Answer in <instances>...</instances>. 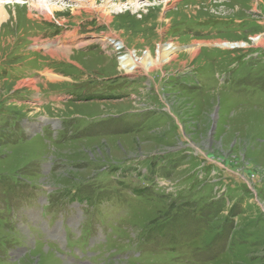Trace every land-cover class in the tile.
<instances>
[{
	"label": "rangeland",
	"instance_id": "1",
	"mask_svg": "<svg viewBox=\"0 0 264 264\" xmlns=\"http://www.w3.org/2000/svg\"><path fill=\"white\" fill-rule=\"evenodd\" d=\"M0 9V264H264V0Z\"/></svg>",
	"mask_w": 264,
	"mask_h": 264
},
{
	"label": "trees",
	"instance_id": "2",
	"mask_svg": "<svg viewBox=\"0 0 264 264\" xmlns=\"http://www.w3.org/2000/svg\"><path fill=\"white\" fill-rule=\"evenodd\" d=\"M214 57V56H213ZM181 84H184V86H187L186 85V82H182ZM193 84V83H192ZM156 172H158V174H159V169L156 167L155 169H154V176H155V174H156ZM88 196L90 197V194H88ZM76 198H77V196H75ZM182 197V195L181 194H178V195H176L175 197H174V201H176V203H177V201L179 202V206L181 207L182 205H184V206H186V207H188L187 205H190L189 204V200H187V199H180ZM82 201L81 202H86V204H88V206H89V198L86 196L84 199L82 198L81 199ZM187 200V201H186ZM73 201H77V199H74ZM188 209H193V210H195V209H198V207H197V205L196 204H194L193 205V207H188ZM177 211H180L179 209L177 210ZM199 211V210H198ZM168 218V217H167ZM165 219V218H164ZM164 219H162V221L164 220ZM183 221L184 222H186L187 224H184L183 222H181V224H180V226L178 227V229L179 230H190V228H189V224L190 225H192V220H190L189 221V218H187V216L186 217H183ZM167 227H168V224H166V223H162L159 227H155V228H153V230H151V231H153L154 232V234H155V238H150V239H148V240H146V242H152V243H155L156 242V245L158 246V247H161L158 243L159 242H163L161 239L158 241L157 240V238L158 237H160V236H162L164 233H166V231H171V230H167ZM167 236H168V240L170 239V235L169 234H167ZM186 235H184V236H182V237H180V242H179V244L180 243H182V242H184L185 241V237ZM226 240H227V238H226V236L225 237H220L219 239H218V243H222V245H224L225 244V242H226ZM164 243H167V241H165ZM147 245V244H146Z\"/></svg>",
	"mask_w": 264,
	"mask_h": 264
},
{
	"label": "bare ground",
	"instance_id": "3",
	"mask_svg": "<svg viewBox=\"0 0 264 264\" xmlns=\"http://www.w3.org/2000/svg\"><path fill=\"white\" fill-rule=\"evenodd\" d=\"M3 1V0H2ZM2 7V6H1ZM58 7V6H57ZM57 7L55 8V7H49V5H48V8H50L51 10L50 11H54V10H56L57 9ZM0 13L2 14L3 13V11L0 9ZM45 16L46 17H48V18H51V15L50 14H47L46 12H45ZM74 34V33H73ZM61 45H64V44H61ZM245 45H247L246 43H239V45L238 46H236V45H234V47H239V46H245ZM67 47H63L62 49H63V55L65 54L66 56H67V54H66V52H67V49H66ZM168 48H170V46L168 47ZM168 50V49H167ZM169 51H171V49H169ZM194 52H197L196 50H194ZM50 54H55L54 53V51L53 50H51L50 52H49ZM57 53V52H56ZM123 58L121 59L122 61H121V65L122 66H124V67H127V70L128 71H131L135 66H136V63H135V60L134 59H131V57H127L126 55H124V56H122ZM161 57H162V55H161ZM169 56H168V54H167V52L165 53H163V57H162V60H160V61H168L169 60ZM141 60V59H140ZM149 61H152V58L149 56V55H146L145 56V58H143L142 59V61H140L141 62V64H143V65H146V66H148L149 64H148V62ZM153 66V65H152ZM52 77H54V76H52ZM54 81L56 80L55 78H52ZM34 81H30V80H28V81H25V82H23V84H27V83H33Z\"/></svg>",
	"mask_w": 264,
	"mask_h": 264
},
{
	"label": "crops",
	"instance_id": "4",
	"mask_svg": "<svg viewBox=\"0 0 264 264\" xmlns=\"http://www.w3.org/2000/svg\"><path fill=\"white\" fill-rule=\"evenodd\" d=\"M262 55V54H264V51L263 52H261V51H256L255 53H248V55L252 58V57H256L255 55ZM233 69V68H232ZM238 69V68H237ZM237 69H235V70H230L229 72L227 71L226 73H224L223 75H221V77L222 76H224L225 74H226V76L227 75H233V74H236V76H238V70ZM220 82H222V81H220Z\"/></svg>",
	"mask_w": 264,
	"mask_h": 264
},
{
	"label": "flooded vegetation",
	"instance_id": "5",
	"mask_svg": "<svg viewBox=\"0 0 264 264\" xmlns=\"http://www.w3.org/2000/svg\"><path fill=\"white\" fill-rule=\"evenodd\" d=\"M84 194H86L85 192H82V190L79 188V190L78 191H76L75 193H72V195H75V196H77V200L78 201H82V200H80V199H82L83 197H86Z\"/></svg>",
	"mask_w": 264,
	"mask_h": 264
}]
</instances>
